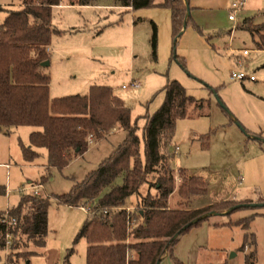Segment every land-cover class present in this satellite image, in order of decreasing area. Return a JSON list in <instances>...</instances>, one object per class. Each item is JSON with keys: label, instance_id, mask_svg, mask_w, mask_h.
I'll return each mask as SVG.
<instances>
[{"label": "rangeland", "instance_id": "obj_1", "mask_svg": "<svg viewBox=\"0 0 264 264\" xmlns=\"http://www.w3.org/2000/svg\"><path fill=\"white\" fill-rule=\"evenodd\" d=\"M162 1L156 0V4ZM62 4L68 5L70 0H62ZM98 4L111 7L53 9L52 25L61 35L54 34L49 47L46 72L51 77V98L86 96L92 86L112 88L131 110L133 124L139 128L144 161L145 118L161 108L164 88L177 81L189 96L210 104L201 113L192 108L190 117L178 120L168 146L173 169H184L191 178L190 171L208 185L207 194L195 206L202 209L224 201L255 204L264 199V50L257 49L249 32L239 29L245 19H253L255 28L264 24V0H249L235 23L228 18L230 5L225 10L193 13L176 46L169 9L122 10L114 7L115 0ZM152 22L158 30L156 56L151 46ZM245 50L250 51L249 56L243 55ZM176 56L185 60L186 70L174 59ZM242 71L255 81L231 80L233 72ZM134 81L141 84L140 89H123ZM32 129L37 130L21 127L0 134V164L11 168L0 166V189L8 191L7 195L0 194V213L16 207L23 196L32 193L18 191L44 185V191L36 197L50 201L46 245L38 248L22 237L12 249H0V264H86L88 243L85 239L76 243V237L88 212L63 205L57 197L69 194L96 171L126 133L119 129L112 135L114 129L99 142L93 139L83 157L59 171L49 168L46 149L38 151L39 158L34 162L24 160L23 147L31 148ZM159 175L147 176L140 194L127 200V208L137 209L143 197L158 196L154 183ZM45 176L43 183L41 178ZM179 183L177 179L176 185ZM174 202L172 208L176 207ZM249 217L252 220L247 229L214 227L216 223ZM246 234L253 236L255 243L244 248ZM176 248L175 256L186 264H246L252 252L256 253L255 264H264V208H242L230 218L213 216L182 236ZM27 252L37 254L25 261ZM161 264H172V259L167 256Z\"/></svg>", "mask_w": 264, "mask_h": 264}, {"label": "trees", "instance_id": "obj_2", "mask_svg": "<svg viewBox=\"0 0 264 264\" xmlns=\"http://www.w3.org/2000/svg\"><path fill=\"white\" fill-rule=\"evenodd\" d=\"M2 0H0L1 3ZM101 0H70L72 6H100ZM117 7L134 11L156 7V0H115ZM8 6L0 4V132L11 133L12 128H36L30 134L31 148L23 147L27 163L39 158L38 149H46L49 168L65 169L75 159L82 157L90 147L89 137L97 142L105 139L114 129L125 133L123 142L106 158L96 171L77 184L65 196L57 200L73 208L90 207L88 218L76 237V243L85 239L88 243L86 264H161L168 256L173 264H183L175 257L180 238L192 228L184 227L195 219L210 213L224 214L237 206L231 201L192 210L190 199L205 195L208 185L202 178H190L187 171H176L170 165L168 146L172 142L178 120L190 117V110L202 112L210 104L196 100L187 94L177 81L165 88V101L153 115L145 118L143 129L145 160H141L139 128L133 124L131 110L112 88L92 86L86 96L75 95L52 99L51 77L43 64L50 62L49 47L54 34L53 8L62 0H9ZM190 0H165L160 6L172 13V31L175 46L189 25L192 16ZM253 19H245L239 29L250 33L258 50H264V24L255 25ZM254 26V27H253ZM151 46L156 56L158 30L152 22ZM197 30L200 31L199 27ZM183 69L184 59L177 56ZM172 164V163H171ZM160 173L154 183L157 197L148 195L139 201L134 211L128 212L127 200L139 195L147 183V176ZM179 184L176 185V180ZM44 183L47 177L41 178ZM121 180V185L117 182ZM4 190L0 189V194ZM177 198V199H175ZM174 199L176 200L174 202ZM176 207H171L172 203ZM258 203H264L260 198ZM31 205V206H29ZM50 201L25 195L19 204L0 213V219L9 213L17 220L9 228L15 243L22 237L44 248L48 236V215ZM252 217L216 223L214 227H249ZM181 235L174 239L181 232ZM6 225L0 224V249L5 250ZM254 237L246 234L244 248L253 245ZM27 254V255H26ZM25 253V261L36 255ZM256 253L246 257V264H255Z\"/></svg>", "mask_w": 264, "mask_h": 264}, {"label": "built area", "instance_id": "obj_3", "mask_svg": "<svg viewBox=\"0 0 264 264\" xmlns=\"http://www.w3.org/2000/svg\"><path fill=\"white\" fill-rule=\"evenodd\" d=\"M249 0H236L234 1L230 7L228 8V12H229V21L230 22H236L237 21V16L239 13H241L242 11H244V9L246 8L247 4H248ZM243 55L249 56L250 55V51L245 50L243 52ZM231 80L232 81H255V78L253 76H249L247 74V72H233L231 75ZM141 88V84L134 81L132 82L129 86H124L123 89L127 90V89H140ZM89 141L90 144L93 142V136L89 137ZM179 148L176 149V153H178ZM43 186H33V187H29V188H24L22 190L19 191L20 194H23L25 192H32L31 195L32 196H40L42 191H43ZM83 210L87 211L88 213L90 212V207H83ZM128 212H131V210L128 209ZM0 224L2 225H6L7 227V232H6V236H5V249L6 250H10L13 248L14 243H15V238L13 236V234H11L9 232V228H14L17 225V220L15 218H13L12 216H10L9 213H6L5 216L3 218L0 219Z\"/></svg>", "mask_w": 264, "mask_h": 264}, {"label": "crops", "instance_id": "obj_4", "mask_svg": "<svg viewBox=\"0 0 264 264\" xmlns=\"http://www.w3.org/2000/svg\"><path fill=\"white\" fill-rule=\"evenodd\" d=\"M165 0H163L162 2H160L159 4H156V7H161L160 5L164 2ZM230 1L231 0H190V3H189V5H190V7L192 8V11H191V15L193 14V13H201V12H206V11H215V10H225L229 5H230ZM1 5H3V6H8L10 3H9V0H2L1 1V3H0ZM67 7V6H72V5H64V4H61L60 6H56V7ZM56 7H54V8H56ZM82 7H92V6H82ZM94 7H111V6H103V5H100V6H94ZM114 7H116V8H119V9H131V8H122V7H117V6H114ZM230 7V6H229ZM228 7V8H229ZM53 8V9H54ZM5 17H6V14H4V17H3V19L2 20H0L1 22H3L4 21V19H5ZM1 19V18H0ZM186 30V29H185ZM84 31V30H83ZM77 33L78 32H82V30H77L76 31ZM184 33H185V31H184ZM183 33V34H184ZM51 51V50H50ZM19 128H12L11 129V132L12 131H14V130H18ZM33 131H36V130H34V129H32V131L30 132V134L33 132ZM119 132V129H115V131L112 133V135H116L117 133ZM4 134L3 132H0V134ZM6 135V134H5ZM111 135V136H112ZM126 136V135H125ZM125 136L123 137V138H121V140H120V142H118V146L123 142V140L125 139ZM92 144H93V142L90 144V147H92ZM97 144V143H96ZM96 144H94V145H96ZM117 146V147H118ZM90 147H89V149H90ZM177 148H179V147H176V149ZM116 149V148H115ZM114 149V150H115ZM40 149H38L37 150V152L39 151ZM113 150V151H114ZM89 151V150H88ZM87 151V152H88ZM112 151V152H113ZM48 152V151H47ZM86 152V153H87ZM180 152V148H179V151H178V153ZM85 153V154H86ZM84 154V155H85ZM83 155V156H84ZM82 156V157H83ZM110 156V155H109ZM108 158V157H107ZM0 166L1 167H5L6 169H11L10 168V165H7V164H0ZM180 169V168H179ZM189 173H190V176H191V178H202V177H197V176H195L194 174H192L190 171H188ZM203 179V178H202ZM38 186H40V185H38ZM41 186H44V185H42L41 184ZM44 191V190H43ZM42 191V192H43ZM19 192V191H18ZM208 192V191H207ZM26 193V192H25ZM2 194H5V195H7L8 194V191H6V189H5V191L2 193ZM20 194V193H19ZM207 194V193H206ZM23 195H25L24 193H23ZM22 195V196H23ZM26 195H31V193L30 194H26ZM32 196V195H31ZM203 196H205V195H202V196H193V197H191V199H190V208L192 209V210H198V209H200L201 208V206H195L196 205V202H197V200H199V198H201V197H203ZM70 207V206H69ZM14 208V207H13ZM82 210H83V208H81ZM131 210V211H134L135 209H133V208H127V210ZM180 242V241H179ZM178 246V245H177ZM176 250H177V248H176ZM176 250H175V253H176ZM176 257V256H175ZM177 258V257H176ZM180 262H182L183 264H186V263H184L182 260H180L179 258H177ZM172 264H173V261H172Z\"/></svg>", "mask_w": 264, "mask_h": 264}, {"label": "water", "instance_id": "obj_5", "mask_svg": "<svg viewBox=\"0 0 264 264\" xmlns=\"http://www.w3.org/2000/svg\"><path fill=\"white\" fill-rule=\"evenodd\" d=\"M191 15V10L188 11V16ZM185 29H187V25H185ZM50 66V62H46L43 64V67L45 68H48ZM242 208H264V203H255V204H240V205H237L235 207H233L232 209H230L229 211L225 212L224 214H228V213H232V212H236ZM221 213H210V214H207V215H204L202 217H199L197 219H195L194 221H192L190 224H188L186 227H184L183 231H186L190 228H192L194 225H197L199 224L200 222L206 220V219H209L213 216H220ZM182 231L179 232L174 239H177L180 235H181Z\"/></svg>", "mask_w": 264, "mask_h": 264}]
</instances>
